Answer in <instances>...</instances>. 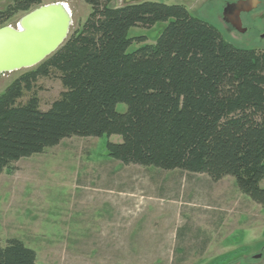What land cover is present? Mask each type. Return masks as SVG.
<instances>
[{
  "label": "trees",
  "instance_id": "16d2710c",
  "mask_svg": "<svg viewBox=\"0 0 264 264\" xmlns=\"http://www.w3.org/2000/svg\"><path fill=\"white\" fill-rule=\"evenodd\" d=\"M82 1L91 10L81 26L0 93V174L63 139L114 134L121 140L106 143L113 159L233 176L264 209V50L234 46L182 4ZM40 3L15 0L0 25ZM159 21L167 24L154 43L129 36ZM52 70L63 90L49 108L35 96L18 102ZM0 264L38 263L32 248L10 238L0 245Z\"/></svg>",
  "mask_w": 264,
  "mask_h": 264
},
{
  "label": "rangeland",
  "instance_id": "374dc122",
  "mask_svg": "<svg viewBox=\"0 0 264 264\" xmlns=\"http://www.w3.org/2000/svg\"><path fill=\"white\" fill-rule=\"evenodd\" d=\"M138 1L113 0L112 5ZM153 1L182 4L234 46L264 50V2L241 13L240 32L223 15L224 7L237 0ZM14 2L0 0V13ZM54 2L70 9L69 34L91 10L82 0H41L40 5ZM28 11L14 13L0 26L15 27ZM166 24L132 28L129 36L154 43ZM26 71L0 73V93ZM62 90L59 73L52 70L18 102L35 96L47 109ZM116 108L124 111L126 105ZM109 140L121 137L66 138L5 168L0 245L19 239L35 251L38 264H264V209L240 191L233 176L213 180L201 173L124 164L109 156ZM260 185L264 188V179Z\"/></svg>",
  "mask_w": 264,
  "mask_h": 264
},
{
  "label": "water",
  "instance_id": "95a60500",
  "mask_svg": "<svg viewBox=\"0 0 264 264\" xmlns=\"http://www.w3.org/2000/svg\"><path fill=\"white\" fill-rule=\"evenodd\" d=\"M262 2L264 0H237L224 7L223 15L238 31L243 32L241 13L255 9ZM71 24L70 9L63 2H54L29 10L15 27L1 26L0 73L29 69L40 64L63 44Z\"/></svg>",
  "mask_w": 264,
  "mask_h": 264
},
{
  "label": "bare ground",
  "instance_id": "6f19581e",
  "mask_svg": "<svg viewBox=\"0 0 264 264\" xmlns=\"http://www.w3.org/2000/svg\"><path fill=\"white\" fill-rule=\"evenodd\" d=\"M67 6V5H66ZM68 7V6H67ZM69 9V8H68Z\"/></svg>",
  "mask_w": 264,
  "mask_h": 264
}]
</instances>
